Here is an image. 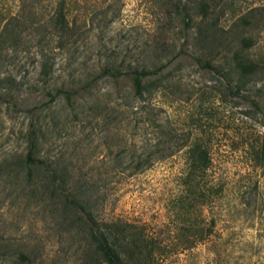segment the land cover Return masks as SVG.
<instances>
[{"label":"rangeland","instance_id":"1","mask_svg":"<svg viewBox=\"0 0 264 264\" xmlns=\"http://www.w3.org/2000/svg\"><path fill=\"white\" fill-rule=\"evenodd\" d=\"M1 2L15 6L14 0ZM26 6L40 16L52 8L50 0H27ZM252 6H264V0H215L207 22L228 29ZM69 7L74 35L57 54L54 86L92 83L74 107L63 96L49 101L24 44L0 53V264H19L20 253L40 264H83L90 248L86 235L59 219L60 207L39 180H27V134L35 119L45 133L38 149L73 168L76 184L91 187L99 219L116 221L156 244L161 254L149 264H264V171L256 165L264 127L260 115H244L247 103L221 94L220 75L196 61L213 60L216 47L199 43L196 29L169 15L160 0H72ZM39 28L25 31L24 39L33 45L49 32ZM50 39L44 45L56 47L57 40ZM159 65L166 66L168 112L177 135L197 130L209 145L211 167L200 181L206 194L204 183L210 187L209 203L182 186L183 153L132 176L116 162L124 140L137 143L140 132L133 121L118 125L129 80L115 81L104 68L125 76L132 68ZM10 76L20 86L5 82ZM192 225L202 235L190 233ZM191 239L204 243L187 248Z\"/></svg>","mask_w":264,"mask_h":264},{"label":"trees","instance_id":"2","mask_svg":"<svg viewBox=\"0 0 264 264\" xmlns=\"http://www.w3.org/2000/svg\"><path fill=\"white\" fill-rule=\"evenodd\" d=\"M14 1L13 9L5 8L4 4L0 3V53L6 47L14 49L24 44V52L30 57L26 58L36 64L37 82L43 84L49 101L55 102L63 96L67 105L74 107L81 98L80 92L90 91L92 83L80 86L79 89L54 86L55 74L59 67L57 54L74 35L75 22L71 21L69 16L72 0H50L52 8L42 16L38 11L27 8V0ZM160 2L169 15L181 18L186 28L196 29L195 36L199 43H206L209 49L216 47L213 60L201 61L197 58L196 61L220 75L224 81L221 94L225 97L230 94L247 103L250 110L244 112V115H260L264 127V6L248 8L235 18L231 27L225 29L217 27L213 21L211 24L207 22L215 0H200L197 5L183 6L182 0ZM221 12L223 15L224 12ZM39 27L49 32L34 40L32 45L31 40H25L23 34L29 30L37 31ZM50 35L51 41L57 40L56 47L47 48L48 45H44L46 36ZM8 43L10 46H7ZM19 51L18 48L13 50L15 54ZM165 69L166 66L162 65L141 66L132 68L123 76L117 68H104L107 75L115 81L129 80L130 90L120 98L119 107L122 110H117L118 117H121L118 125L125 121L129 126L133 121L134 129L140 132V137L135 139L137 143L132 139L124 140L121 152L123 157L116 162L122 172H128V175L132 176L183 153L186 171L182 176V186L189 196L202 195L203 202L209 203L210 187L204 183L206 194L200 186V181L211 167L209 145L201 139L202 136L197 130H185L181 138L177 135L168 112L170 105L166 90L169 79ZM5 82L16 85L15 87L20 86L11 76L6 78ZM48 108L47 105L35 106L31 113H40ZM51 117L49 116L50 119ZM116 118L117 116L113 121ZM36 124H39L37 119L33 121L27 134L25 175L30 182L39 180L50 198L60 207L59 219L71 228L77 227L90 241L83 264H149V261L154 259V254H161L156 244L146 240L143 235L132 232L116 221L102 222L99 219L91 187L76 184L73 168L63 165L60 160L50 158L38 149L45 133L42 127ZM256 153V165L264 171V143ZM188 229L190 233H203V230L194 231L193 225ZM187 243V248H192L204 242L191 239ZM17 258L19 264H40L23 253L17 254Z\"/></svg>","mask_w":264,"mask_h":264}]
</instances>
